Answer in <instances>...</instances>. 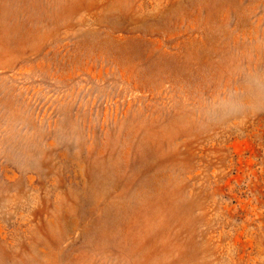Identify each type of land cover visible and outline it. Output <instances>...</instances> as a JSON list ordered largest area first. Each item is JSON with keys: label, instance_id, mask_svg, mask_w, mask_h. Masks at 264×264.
Instances as JSON below:
<instances>
[{"label": "rangeland", "instance_id": "374dc122", "mask_svg": "<svg viewBox=\"0 0 264 264\" xmlns=\"http://www.w3.org/2000/svg\"><path fill=\"white\" fill-rule=\"evenodd\" d=\"M0 264H264V0H0Z\"/></svg>", "mask_w": 264, "mask_h": 264}]
</instances>
